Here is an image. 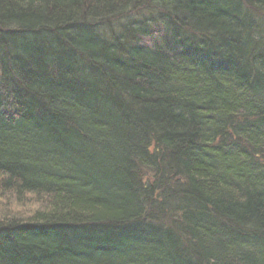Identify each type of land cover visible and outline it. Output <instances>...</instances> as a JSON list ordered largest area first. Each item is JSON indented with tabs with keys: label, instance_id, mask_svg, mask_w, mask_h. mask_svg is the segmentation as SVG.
I'll return each mask as SVG.
<instances>
[{
	"label": "trees",
	"instance_id": "1",
	"mask_svg": "<svg viewBox=\"0 0 264 264\" xmlns=\"http://www.w3.org/2000/svg\"><path fill=\"white\" fill-rule=\"evenodd\" d=\"M0 264H264V0H0Z\"/></svg>",
	"mask_w": 264,
	"mask_h": 264
}]
</instances>
